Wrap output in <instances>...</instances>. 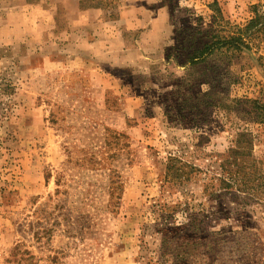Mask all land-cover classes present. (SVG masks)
<instances>
[{
  "label": "rangeland",
  "instance_id": "obj_1",
  "mask_svg": "<svg viewBox=\"0 0 264 264\" xmlns=\"http://www.w3.org/2000/svg\"><path fill=\"white\" fill-rule=\"evenodd\" d=\"M263 3L0 0V264H264V31L217 71L230 107L170 94Z\"/></svg>",
  "mask_w": 264,
  "mask_h": 264
},
{
  "label": "trees",
  "instance_id": "obj_2",
  "mask_svg": "<svg viewBox=\"0 0 264 264\" xmlns=\"http://www.w3.org/2000/svg\"><path fill=\"white\" fill-rule=\"evenodd\" d=\"M213 3L216 4V1ZM235 29L236 30L233 33L229 34H220L219 32L214 33L210 37L209 41H206L201 46L196 47L186 59V64L188 66L187 68L189 69L194 67L201 69L199 78L188 84L181 82V84L176 85L175 90H170L172 97L175 98V100H180V110H184L185 112L189 113L192 122L196 121V117L198 115V112L196 111L199 108H204L203 105L217 102V104L219 103L221 106L226 108L227 106L230 107L228 102H231L232 100L229 98V96H224V98H226L225 101L217 100L214 97V90L218 83L217 76L219 73L217 71L219 68L221 69L223 62L226 61L227 64L224 67V73L222 74L229 75L230 71L227 69L229 60H226L229 58V54L233 53L235 50H240L241 47H247L245 36L249 35V31H264V3L263 9L260 11L257 9V6L254 5L253 16L243 27H235ZM223 76L225 77V75ZM201 84H206L208 86L207 90L204 92L198 89ZM3 86L4 87H1V90L4 93L7 92L8 87L10 89L13 88L7 80L4 81ZM174 103L179 105L177 101ZM214 104L215 103H213V105ZM223 104H226V106ZM258 110V116H264V105L259 106ZM244 142H246V144L251 143V133L247 130L238 131L235 134L232 146L227 150V159L230 157L235 161L237 155L244 153L246 149V144ZM244 154H250L249 148L248 152H245ZM184 167H188V171L194 169L193 166H187L186 163L180 162L178 169L184 170ZM182 176L184 177L185 175L183 174ZM222 180L224 183L226 180L228 181L225 183V185L228 186L226 188L235 186L238 191L254 193L253 184L255 178L251 172L243 173L241 176L237 174L235 177L231 173L229 174V179H226L225 177L222 178ZM188 226L192 228L196 226V223H189Z\"/></svg>",
  "mask_w": 264,
  "mask_h": 264
}]
</instances>
